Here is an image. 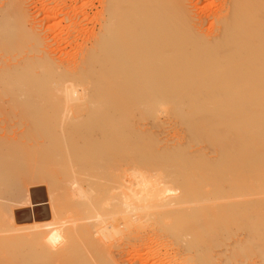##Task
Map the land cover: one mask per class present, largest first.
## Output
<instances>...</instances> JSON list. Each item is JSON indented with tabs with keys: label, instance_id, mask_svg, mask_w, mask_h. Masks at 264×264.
Instances as JSON below:
<instances>
[{
	"label": "bare ground",
	"instance_id": "1",
	"mask_svg": "<svg viewBox=\"0 0 264 264\" xmlns=\"http://www.w3.org/2000/svg\"><path fill=\"white\" fill-rule=\"evenodd\" d=\"M19 2L11 0L0 7V32ZM102 2L105 20L101 33L89 47L79 45L78 58L53 57L52 51L56 53L60 45L49 48L52 54H48L45 46L52 41L44 43L47 40L38 32L33 35L43 50L24 48L14 62H0V112L28 125L23 132H16L3 127L5 121L0 118V216L2 202L12 201L26 185L31 167L36 169L25 163L28 152L43 157L42 174L35 180L48 172L55 190L49 193L48 218L19 228L17 212L15 216L9 212L14 233L21 234L0 236V264H92L86 251L93 254L96 264H116L107 259V250L115 244H107V240L113 237L102 238L111 228L112 216L124 212L121 203L107 207L103 199L107 195L101 186L107 181V140H123L130 128L138 132L136 127L158 112L183 108L210 111L220 128L210 132L212 140L222 148L235 147L239 165L254 164L259 151L264 153V0H221L215 18L218 31L208 38L194 25L188 0ZM72 10L77 13L76 8ZM63 11V17H69V11L66 15ZM60 15H47L43 20ZM84 18H64L70 21L65 39L73 37ZM4 49L0 48V53ZM240 115L245 116L244 122ZM107 129L113 133L107 134ZM36 141L41 143L34 146ZM65 169L68 179L58 180ZM83 180L91 190L81 188ZM198 188L187 191L189 205L199 203ZM29 200L27 205L33 207ZM96 207L107 213L96 223L77 224L79 218L61 221L66 212L82 214ZM190 208L194 211L191 218L200 219V211ZM14 220L20 225L15 226ZM98 226L104 229L99 232ZM15 238L31 243L27 257L9 258ZM213 239L201 238L200 244L213 247Z\"/></svg>",
	"mask_w": 264,
	"mask_h": 264
},
{
	"label": "rangeland",
	"instance_id": "2",
	"mask_svg": "<svg viewBox=\"0 0 264 264\" xmlns=\"http://www.w3.org/2000/svg\"><path fill=\"white\" fill-rule=\"evenodd\" d=\"M10 1L0 0V7ZM102 1L20 0L9 22L1 27L3 30L0 32V48L9 46V49L2 50L0 62H14L24 48L38 47L43 50L41 45H36V36L33 35L38 32L44 41H48L44 43L52 41L46 44V51L60 45V50L57 47L56 53V50L52 49L47 51L48 54L53 52V57L64 60L78 56L81 54L78 53L81 47L92 45L94 38L101 33L105 20ZM188 1L190 17L198 31L203 32L201 34L207 38L214 35V32L216 34L218 27L216 28L215 18L216 14H219L221 0ZM62 8L65 15L69 11V17H63ZM75 8L77 13L72 10ZM72 12L76 14V19ZM52 14L60 16L51 18L49 22L43 20L47 15L53 16ZM84 16L88 19L86 18L83 24L80 22L81 26L72 33L73 37L65 39L70 21H64V18L83 21ZM46 31L51 32L53 36L50 37ZM42 34H45L44 37ZM5 114L0 112V118L5 121L2 123L3 127L16 132H23L28 127L21 119L7 117ZM244 117L240 115L243 122ZM203 122L207 124V128ZM216 124L208 110L190 111L183 108L158 112L156 117H150L136 127L138 132H132L133 128L125 130L124 139L117 141L118 143L107 140V181L101 183V186L107 189V195L103 196V199L107 202V207L121 203L124 210L122 214L112 216L113 220L109 224L112 230H108L102 237L105 239L112 236L113 239H109L110 242L107 240V244L115 243L107 250L109 262L264 264V166L260 164L264 153L259 151L254 164L239 165L235 159V147L222 148L212 140L210 132L220 130ZM109 133H113V130L107 129V134ZM36 142L37 145L33 143L34 146L41 143ZM24 160L27 166L34 165L36 169L31 167L25 177L26 185L12 201L2 202L4 208L2 207L0 218L5 216L3 223H0L1 237L21 234L14 233L9 214L12 212L15 216L17 211L32 208L27 205L29 196V201L32 202L31 190H45L50 211V194L51 191L55 193L52 179L46 172L41 179L35 180L42 174L39 172V166L43 163V157L31 151L26 154ZM74 169L72 167V170ZM68 173L67 169L61 170L58 180L68 179ZM244 183L247 184L246 188L242 186ZM80 185L84 190L90 189L86 180L81 181ZM193 186H199L200 192L196 195L199 203L189 205L186 193ZM181 192L183 195L180 198ZM190 207L200 211L197 217L200 219L191 218L194 211H191ZM106 214L96 207L88 213L66 212L61 221L69 223L79 218L81 221L77 224H93L99 216ZM181 215L184 216L181 218ZM67 217L71 218L66 220ZM201 217L205 222L202 220L201 223ZM20 224L14 220V225H20L19 228L28 227L31 222H28V225ZM103 229L102 226L97 227L99 232ZM205 237L214 238L216 245L204 248L200 244L203 241L200 240ZM23 239L13 240L9 258L28 256L31 243ZM221 252L223 254L214 260L215 255ZM85 257L90 263L96 264L91 252L86 251Z\"/></svg>",
	"mask_w": 264,
	"mask_h": 264
},
{
	"label": "water",
	"instance_id": "3",
	"mask_svg": "<svg viewBox=\"0 0 264 264\" xmlns=\"http://www.w3.org/2000/svg\"><path fill=\"white\" fill-rule=\"evenodd\" d=\"M32 208L17 211L19 216V223H30L34 220H42L48 218L49 208L48 202L43 188L33 189L31 191Z\"/></svg>",
	"mask_w": 264,
	"mask_h": 264
}]
</instances>
